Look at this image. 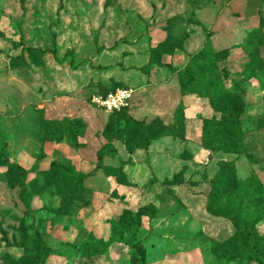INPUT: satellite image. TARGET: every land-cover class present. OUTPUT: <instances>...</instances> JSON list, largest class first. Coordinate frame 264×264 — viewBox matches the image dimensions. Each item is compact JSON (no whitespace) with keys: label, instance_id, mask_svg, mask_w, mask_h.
I'll return each instance as SVG.
<instances>
[{"label":"rangeland","instance_id":"1","mask_svg":"<svg viewBox=\"0 0 264 264\" xmlns=\"http://www.w3.org/2000/svg\"><path fill=\"white\" fill-rule=\"evenodd\" d=\"M227 2L0 0V264H131L132 251L124 243L130 234L119 220L124 211L136 212L149 203L159 213L154 221L142 219V264H259L249 255L231 260L217 250L216 242L227 241L234 226L209 216L201 198L209 190L201 177L218 170L212 153L235 162L237 179H254L253 187L258 180L257 187L264 189V0H243L240 14H233ZM170 40L182 42L181 50L165 49ZM200 51V65L189 67ZM150 61L152 70L145 72ZM237 84L243 94L234 92ZM112 86L133 91L124 109L131 108L137 118L158 117L172 125L181 105L185 119L186 140L163 137L136 150L134 157L120 141L113 142L117 152L105 155L106 166L134 160L130 176L136 187L125 190L115 177L96 169L97 152L107 144L103 131L113 115L93 105L92 98ZM232 101L247 106L242 117L246 153L207 152L201 144L203 125L220 120L225 114L221 103ZM65 118L87 124L79 139L82 148L62 149V143L47 141L44 122ZM229 136L228 130H215L212 139L226 144ZM54 159L89 172L87 206L70 216L57 214L58 198L41 195L40 173ZM13 163L30 172L22 189H8L4 172ZM177 175H182L179 191L165 184ZM195 181L203 184L199 192L190 188ZM24 190L40 198L30 211ZM229 193L220 196V213H226L228 199H234L230 211L239 217L253 214L258 202L264 212L262 189ZM257 228L264 234V220ZM83 232L88 233L78 240ZM37 235L50 248L42 258H36L42 251ZM114 243L118 247L110 251ZM25 251L26 259L18 262Z\"/></svg>","mask_w":264,"mask_h":264},{"label":"trees","instance_id":"2","mask_svg":"<svg viewBox=\"0 0 264 264\" xmlns=\"http://www.w3.org/2000/svg\"><path fill=\"white\" fill-rule=\"evenodd\" d=\"M63 4L59 10H62ZM186 19V18H184ZM209 38L207 39V44ZM183 43L177 42V40H170L167 48H174L175 50H181ZM28 49V46L24 47ZM32 49V48H29ZM105 50L104 47H98V51ZM42 53L55 52L49 50H37ZM202 51L198 52L187 64L189 67H197L200 65L199 55ZM152 62L150 61L143 67L145 72H150ZM250 69H254L253 64L250 62L247 64ZM169 66V65H167ZM187 69V68H186ZM185 69V72L187 71ZM175 71H178L175 69ZM179 70L178 72H180ZM191 76V75H190ZM184 80L182 82V88L184 89ZM116 87V86H115ZM113 86L108 90L96 91L99 94H107L108 92L115 90ZM241 91L240 86L237 84L234 87V92ZM181 105L178 106L173 118L174 123L172 125H165L160 118H155L152 121L139 120L132 117L129 113V109H122L120 111L111 112L105 129L103 131L104 137L107 140L100 150L97 152L98 162L96 165L97 170H103L109 176L115 177L117 182L121 185L136 187V184L128 181L126 174L123 172V166L117 168H111L104 164L105 155L110 151L117 152V149L113 145L114 141H120L129 154H133L138 149H146L151 145V142L163 137L174 136L181 141L186 140L185 134V119L180 115ZM221 110L225 112L224 116L220 120L206 121L202 128L201 144L207 151L213 152H227L230 154L242 155L246 153V145L244 142V135L242 129V117L247 112V106L242 101H232L221 103ZM232 125H228V121ZM44 130L46 131V139L51 143H66L70 147L80 149L84 146L80 142V138L84 137L87 131V124L80 119H68L65 118L60 121H45ZM228 130L230 132V140L228 143L220 139H212L214 131ZM41 158L44 155L41 154ZM66 162L59 160H53L49 168L42 173L44 182V189H42V196L49 194L59 199V205L57 208V214L60 216H69L76 213L80 208L87 206V199L85 195H90L92 190L86 185L87 174L78 172L73 168L68 167ZM217 172L210 178V191L207 195L206 211L210 216L215 218H222L229 220L234 226V234L225 242H216L218 251H221L224 255H227L229 259L236 260L239 258L240 253L249 255L253 260L259 264H264V234H260L257 225L264 220V212L260 210V203L256 204L254 213H246L243 217H239L233 214L231 206L234 203V199L226 200L225 214H222L217 210L220 205V196L224 193L237 194L238 192H246L248 190L257 189L258 191L263 188L257 187L258 180L254 183V179L240 180L237 179L235 174V162L221 160L217 163ZM4 174L7 177L8 189L14 190L16 188H24L27 184V180L30 172L18 163H13L6 166ZM182 175L175 176L172 180L165 182L168 186L180 185ZM179 178V179H178ZM209 178L205 176V179ZM154 180H151L149 184H153ZM235 185L234 190L231 187ZM37 195L29 196L24 190L23 199L27 204V211L32 210V200ZM159 210L153 203L140 206L136 212L124 211L122 217L119 220V226L125 228L129 234L130 239L124 243L132 251L130 258L131 264H142L146 251L142 242L138 238L139 230L141 229L142 219L148 217L154 219L158 216ZM26 227V226H25ZM27 231V232H26ZM29 230L25 228V236H30ZM27 233V234H26ZM39 234V233H36ZM42 251L38 253L36 258H42L46 251H50L46 239L43 236L37 235ZM110 238L109 243L112 242ZM27 251V250H26ZM26 251L23 256L17 259L18 262L26 259Z\"/></svg>","mask_w":264,"mask_h":264},{"label":"crops","instance_id":"3","mask_svg":"<svg viewBox=\"0 0 264 264\" xmlns=\"http://www.w3.org/2000/svg\"><path fill=\"white\" fill-rule=\"evenodd\" d=\"M218 0H211V2H217ZM227 6H229V8L232 10V12H233V14H240V12L241 11H243V9H244V7H245V5H244V2H243V0H228V2H227ZM143 107H148L147 106V104H145V106L143 105ZM150 107V106H149ZM131 108L129 109V113H130V115L132 116V117H134V118H136V119H139V120H146L147 122H149V121H152L153 119H155V118H158V117H155V118H149V120L148 119H146L147 117H144V118H137L135 115H133L132 113H131ZM161 119V118H160ZM114 146H115V148L117 149V146L114 144ZM63 147H68V148H70V149H72L73 151H75V148H72V147H70L68 144H64V142L62 143V149H63ZM126 150V149H125ZM127 151V150H126ZM208 152V151H207ZM128 153V152H127ZM129 154V153H128ZM129 156H131V157H134L132 154H129ZM212 156L214 157V160L216 161V165H217V163L219 162V161H221V160H223V158H216V156H215V154L214 153H212ZM54 160H60V159H54ZM53 160H51V162H52ZM61 161V160H60ZM225 161H228V160H225ZM51 162H50V164H51ZM132 164H134V160L132 159V158H129V160L127 161V162H125V164H124V166H123V172L126 174V176H127V179H128V181H130L131 183H134L135 184V182L131 179V176H130V174H131V172L132 171H130L131 169H132ZM50 166V165H49ZM24 167V166H23ZM25 168V167H24ZM49 168V167H48ZM47 168V169H48ZM25 169H27V168H25ZM28 170V169H27ZM29 171V170H28ZM79 172H82V173H84V174H89V172H83V171H80L79 170ZM213 176H211V177H209V178H207V179H205V178H203V177H201L202 178V180H204L203 182H207V185H208V191L207 192H205V195H202V197L201 198H203V206H204V210L206 211V202H207V195H208V193H209V191H210V183H209V180H210V178H212ZM153 179V178H152ZM154 180V179H153ZM182 184V183H181ZM202 185L203 184H201V183H199V182H194V184H192V187H190L193 191H196V192H199L200 191V189H201V187H202ZM155 186V185H154ZM174 186H180V185H174ZM120 188H122L123 190H125L126 188H130L129 186H125V185H120L119 186ZM179 187L177 188V191H179ZM175 195L177 196V198L181 201V203L184 205V206H187L188 204H187V202L185 201V198L183 197V196H181L180 195V193L179 192H176L175 193ZM196 198H198V196L196 197ZM40 200V198L39 197H34L33 198V200H32V204H31V206L33 205L34 206V202H35V200ZM195 201H197V202H199L198 200H195ZM150 204V203H149ZM154 204V203H153ZM147 205V204H146ZM155 205V204H154ZM143 206V205H142ZM157 207V206H156ZM33 209H35L34 207H33ZM158 210H159V208H158ZM207 212V211H206ZM209 215V214H208ZM70 216V215H69ZM210 216V215H209ZM157 218V217H156ZM156 218H154V219H149L148 217H144L143 218V220H151V221H154ZM165 221H167V222H169L168 221V219H165ZM173 222V221H172ZM84 224H86V221H85V223ZM86 229V230H85ZM87 226H86V228H84V231H87ZM88 233V232H87ZM87 233L85 232H83V234H81V235H79L78 236V240L80 239V238H83V237H85V235H87ZM90 233V232H89ZM96 237H99L100 238V236L98 235V234H96ZM109 240H110V238H108ZM108 240V241H109ZM107 241V240H106ZM109 243V242H108ZM118 247V243H114V244H112L111 246H110V248H109V250L111 251L112 249H116Z\"/></svg>","mask_w":264,"mask_h":264},{"label":"built area","instance_id":"4","mask_svg":"<svg viewBox=\"0 0 264 264\" xmlns=\"http://www.w3.org/2000/svg\"><path fill=\"white\" fill-rule=\"evenodd\" d=\"M132 95L133 91L131 89L119 88L107 94H95L92 98V103L97 108L111 113L124 109Z\"/></svg>","mask_w":264,"mask_h":264}]
</instances>
